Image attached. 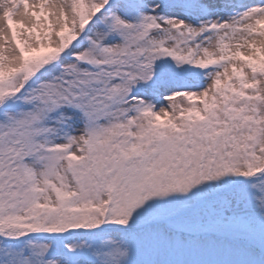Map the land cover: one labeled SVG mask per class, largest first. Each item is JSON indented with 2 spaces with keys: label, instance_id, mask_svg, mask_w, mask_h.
Masks as SVG:
<instances>
[{
  "label": "snow or ice",
  "instance_id": "snow-or-ice-1",
  "mask_svg": "<svg viewBox=\"0 0 264 264\" xmlns=\"http://www.w3.org/2000/svg\"><path fill=\"white\" fill-rule=\"evenodd\" d=\"M0 264H264V0H0Z\"/></svg>",
  "mask_w": 264,
  "mask_h": 264
}]
</instances>
